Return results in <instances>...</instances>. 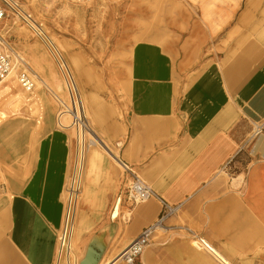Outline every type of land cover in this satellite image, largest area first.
<instances>
[{
  "label": "crops",
  "instance_id": "obj_1",
  "mask_svg": "<svg viewBox=\"0 0 264 264\" xmlns=\"http://www.w3.org/2000/svg\"><path fill=\"white\" fill-rule=\"evenodd\" d=\"M209 52L175 83L174 97L126 100L125 111L82 53H66L96 131L118 148L114 161L97 150L83 167L75 217L80 264H101L114 250L118 255L159 214L155 200L131 208L123 201L118 211L131 216L124 225L121 214L113 217L128 177L118 161L165 202L181 204L184 225L173 224L178 215L167 219L166 235L149 244L140 264H171L181 255L193 260L189 239L197 236L208 248L246 250L237 245L246 213L231 206L240 198L255 201L264 187V139L251 138L254 121L264 117V0H243ZM50 116L31 150L27 184L0 209V264L57 262L73 157L70 136L53 129ZM14 159L2 152L8 165ZM220 174L231 182L242 176V185L227 192Z\"/></svg>",
  "mask_w": 264,
  "mask_h": 264
},
{
  "label": "rangeland",
  "instance_id": "obj_2",
  "mask_svg": "<svg viewBox=\"0 0 264 264\" xmlns=\"http://www.w3.org/2000/svg\"><path fill=\"white\" fill-rule=\"evenodd\" d=\"M16 1L62 53L74 76L79 97L75 68L66 55L70 51L82 53L107 85L110 98L122 103V106L126 100L132 103L135 98L174 97L175 83L178 85L181 78L186 79L185 76L196 68L201 60L209 56L206 54L215 50L219 36L234 19L243 2L218 0L222 5L220 9L224 10L222 14H216L205 0H106V2L93 0L86 5L77 4L74 0H55L53 4L47 3L49 0ZM64 1H68L77 12L62 11L61 4ZM134 5L146 10L147 14L134 15L132 12ZM205 11L208 13L206 17ZM200 29L204 30V34L199 33ZM0 35L23 58L28 70L43 80L48 81L50 76H54L60 81L58 88L50 86L52 90L45 89L36 82L32 93L26 92L15 82L16 89L22 91L28 104L24 109L26 114L24 117L3 119L0 116V163L10 169V172L3 170L5 180H0L1 209L2 205L9 202L28 182L30 172L28 150L37 146L46 125V116L51 115L53 118V129L70 136L72 157L75 131L71 127L61 129L56 122L63 108L55 95L65 103L68 102V98L61 73L47 46L26 24L11 14L0 22ZM149 49L155 56L154 60L146 56ZM32 59L36 63L32 62ZM33 98H37L41 104L42 110L39 113L31 108L33 102L29 101ZM80 100L91 130L101 139L81 97ZM125 105L126 103L119 109L125 111ZM259 121H264V117L254 121V124ZM65 123L68 124L69 119ZM86 136L89 140L92 139L89 135ZM261 136H264V133ZM106 146L112 151L118 150L110 143H106ZM94 148L107 157L97 143L90 145L86 155ZM2 152L15 157V161L11 165L3 162ZM118 169L120 171V167ZM221 177L227 192H232L242 185L240 183L242 176L239 181L232 182L228 175ZM260 193L261 195L259 194L253 202L248 198H240L239 205L231 206L237 213L239 210L246 213L240 222V225L245 227V233L240 236L237 243L246 250L238 251L234 248L219 250L232 264H264L263 186ZM127 213L128 210L123 213L119 210L118 215L121 214L124 219L118 217L117 221L126 224L129 219ZM177 215L179 220L173 224L184 225L180 211L173 217ZM106 220L109 223L110 217ZM165 235V231L157 230L150 243L157 246ZM200 240L204 241L201 236L189 239V246L195 253L193 260L185 259V256L181 255L174 257L176 263L173 260L171 264H222L203 247L197 249L194 246V241ZM81 253L82 249L79 248L77 239L73 237L68 259L62 254L56 264H80ZM117 253V250L112 251L105 260L116 258ZM119 264L125 263L120 261Z\"/></svg>",
  "mask_w": 264,
  "mask_h": 264
},
{
  "label": "built area",
  "instance_id": "obj_3",
  "mask_svg": "<svg viewBox=\"0 0 264 264\" xmlns=\"http://www.w3.org/2000/svg\"><path fill=\"white\" fill-rule=\"evenodd\" d=\"M77 4L86 5L93 0H74ZM9 14L16 16L21 22L26 24L40 38L43 43L49 48L50 53L61 73L65 92L68 102L59 101L63 112L57 116V125L62 128L60 121L63 114L68 115V127L75 131L73 163L71 169L70 181L66 189L64 214L62 227L58 235V251L57 259L59 260L62 254L67 259L71 252V242L73 233V222L76 214V203L80 193L81 177L86 158V151L90 145L96 143L97 136L92 132L88 118L85 115L84 107L80 100L74 76L65 61L62 53L57 47L49 45V39L40 26L32 22V19L19 6L16 0H0V22L3 21ZM38 26V27H37ZM28 66L23 58L11 48L0 35V84L10 78L15 77V82L26 92L32 93L35 88L37 76L28 70ZM28 71V72H27ZM67 127V128H68ZM92 133L95 137L90 136ZM264 133V121L253 124L251 138H256ZM89 135L92 139H88ZM122 173L127 175L125 187L119 193L113 211L120 206L124 201L129 208L136 205L146 203L150 200L158 202L160 207L159 214L156 220L145 227L141 233L124 249L118 256L125 264H137L138 259L143 254L144 250L149 246L154 233L158 229L165 228V222L170 217L176 215L180 210V205H170L159 197L144 180L140 178L135 171L130 169L125 163L118 161ZM229 165V164H228ZM226 165L225 167H227ZM205 246L206 244L200 240Z\"/></svg>",
  "mask_w": 264,
  "mask_h": 264
},
{
  "label": "bare ground",
  "instance_id": "obj_4",
  "mask_svg": "<svg viewBox=\"0 0 264 264\" xmlns=\"http://www.w3.org/2000/svg\"><path fill=\"white\" fill-rule=\"evenodd\" d=\"M205 1H207L208 6L210 5L212 7L213 12H215L216 14L217 13L218 14H222L223 13L224 9L223 10L220 9L222 7V5H221V3H219L218 0H205ZM98 2H106V0H98ZM47 3L53 4V3H55V0H49V1H47ZM61 10L64 11V12H68V13H76L77 12V9H74V7L68 1L62 2ZM132 12L136 16L147 14L146 10L140 8L137 5H134V7L132 9ZM207 15H208V13H207V11H205V17ZM32 22H34V21H32ZM199 33H203L204 34V30L200 29ZM49 45L54 47V44L51 41V39H49ZM33 47L34 46H32V48ZM146 54H147L146 56L151 58L152 60L155 59V56L152 54V50L151 49L146 51ZM40 55H42V53H40ZM34 59H32L33 60L32 62L36 63V61ZM40 73H41V71H40ZM34 75L37 76V80H36L37 83L42 85L45 89L52 90L51 87L52 88H54V87L58 88L60 86V81L56 80L54 78V76H50L48 78V81H46V80H43L39 75H36L35 73H34ZM15 86H16L15 85V77L13 75L0 84V116L3 119L17 117V116L18 117L19 116L20 117H24V115H26L24 113V109H25L26 105L28 104L27 103V99L24 97V94L22 93V91L17 90ZM55 96L57 97V100L61 101V99L57 95H55ZM31 102H33L32 106H31L32 110H34L35 112L37 111L39 113L42 110L39 100H37V98H33L32 100L29 101V103H31ZM59 104H60V102H59ZM60 112H63V111L61 110ZM60 121H61V123L63 125L61 129H64V128L68 127V124L65 123V122L68 121V115L67 114H63L61 119H60ZM92 132L94 133L93 130H92ZM90 136L95 137L92 133H90ZM95 139H96V137H95ZM260 139H264V136L260 135ZM96 143L99 145L100 148H102L105 151L106 155L111 160H113V161L115 160V158L117 157V152H113L111 149H109L106 146V143L103 140H101L99 137H97ZM30 150L31 149H29L28 152L31 155V151ZM97 150H98L97 148H94V149L89 150L87 152V155H86V161L87 162L93 161L95 158H97V156H98L97 155ZM3 170H7V171L10 172V169H8L5 166V164H3V163L1 164L0 163V180H2V181L5 180V178L3 177L4 176L3 175L4 174ZM220 173H222V171ZM11 174L15 175L14 172H11ZM220 175H222V174H220ZM219 177H221V176H219ZM118 209H119V206H117V208L113 212V217L118 216ZM127 215H128V217H130L131 213L128 211ZM123 219H124V217H123ZM75 220H76V218L74 217V222H73V226L74 227H73V233H72V240H73V237H75V239L77 238V229L78 228L76 226V221ZM158 230H164V229H158ZM203 242H205V241H203ZM208 245H209V248L207 246H205L203 243L199 242V241H194V246L197 249H200L201 247H203L204 249L209 251L222 264H232L230 262V260L222 252H220L218 249L212 247L210 244H208ZM210 250H212V251H210ZM118 256H119V254H118ZM118 256L116 258L112 259V260H104L101 264H119L121 259L118 258Z\"/></svg>",
  "mask_w": 264,
  "mask_h": 264
}]
</instances>
